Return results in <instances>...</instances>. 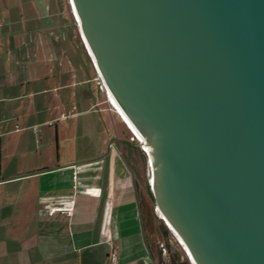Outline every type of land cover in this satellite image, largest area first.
Segmentation results:
<instances>
[{
  "label": "water",
  "instance_id": "water-1",
  "mask_svg": "<svg viewBox=\"0 0 264 264\" xmlns=\"http://www.w3.org/2000/svg\"><path fill=\"white\" fill-rule=\"evenodd\" d=\"M68 3L190 264H264V0Z\"/></svg>",
  "mask_w": 264,
  "mask_h": 264
},
{
  "label": "crops",
  "instance_id": "crops-1",
  "mask_svg": "<svg viewBox=\"0 0 264 264\" xmlns=\"http://www.w3.org/2000/svg\"><path fill=\"white\" fill-rule=\"evenodd\" d=\"M81 50L99 93L71 110L61 92L85 79L64 83V69ZM112 105L68 0H0V264H172L147 180L127 168L121 143L89 151L85 124L63 123L93 108L126 122Z\"/></svg>",
  "mask_w": 264,
  "mask_h": 264
},
{
  "label": "rangeland",
  "instance_id": "rangeland-1",
  "mask_svg": "<svg viewBox=\"0 0 264 264\" xmlns=\"http://www.w3.org/2000/svg\"><path fill=\"white\" fill-rule=\"evenodd\" d=\"M29 7V6H26ZM15 15H20V11L18 9H16L15 7ZM4 19V18H3ZM23 22H25V20L20 21V23L23 24ZM4 23H7V19H4ZM76 43V42H74ZM63 47L64 50L68 49L69 46H67V44L64 42L63 43ZM82 52V50H81ZM82 56L80 57L81 53L75 51V53H71L69 52V56H68V67L66 66V68L64 69L65 71H67V69H69V73L68 74H64L63 75V82L65 83V81L67 80V78H69V82H77L78 80L81 79H85V83H79L75 86H71L69 89L64 90L63 92H61V95H63L64 97H67V95H69L70 97V109L72 110L73 108V104H74V110H86L89 106L92 105L91 102V96L94 95L95 98L98 97V83H95V81L91 78L90 81H87V73H89L90 76H93L92 71H91V66L88 63V59L85 57L84 53L82 52ZM84 62V63H82ZM67 65V64H66ZM77 69L82 70L81 73L82 74V78L81 76H79V78L77 77ZM87 72V73H86ZM69 76V77H68ZM56 77V75H55ZM50 83V81L48 82ZM55 84H50L48 85L49 87L54 86ZM58 93H55L54 95H57ZM67 94V95H66ZM60 95V96H61ZM82 95V96H81ZM65 99V98H64ZM79 103V105H78ZM93 111H89L87 113V115L83 118H76V117H68V119L64 120V125L68 126L69 128H73V127H77L78 125H81L82 123L85 124L86 129H88L86 131V133L84 134V137H80L79 139V145L81 147H85V149L87 150H91V148H89L91 146V144L94 145V147L99 150V148H101V146L103 147L104 150L108 149V145L110 144V142H113L114 144L117 143V141H125L127 143H131L133 142L134 144H136L137 140L139 139V137L137 136V134L135 133V131L132 129L131 125L127 122H120L122 116H119L120 120L113 116V120H111L108 115L104 112H100L99 110H101L100 108H93ZM77 112V111H76ZM60 123V124H63ZM107 125V129H109L110 134L107 133L104 129H105V125ZM128 131H127V130ZM115 135H117V139L115 138ZM130 136H132L133 138L131 139ZM68 140H70L71 144H74L75 141L77 140L76 138V134L75 133H70ZM140 140V139H139ZM130 141V142H129ZM121 143V152L122 155L124 157V160L127 164V168L131 170V172L133 173V175H140V180L146 179V174H145V168H144V161L140 152V149L142 147H137V148H133L131 149V147H128V144L124 143V142H120ZM112 150V149H111ZM87 174V173H86ZM142 177V178H141ZM151 189V188H150ZM152 195V194H151ZM140 202V199H139ZM148 203L151 206H153L154 204V199L153 197H149ZM162 223V222H161ZM160 230L165 231V233L162 235L160 233V230L157 229L159 232V239L164 241V244L167 247V251L169 256L173 255L175 258L174 260H177L178 264H190V262L188 261V259L186 258V255L184 253V250L182 249V247H180V245L178 244L175 236L169 232V230L164 226V224H159L158 227ZM164 229V230H163ZM172 262V261H171ZM172 264H174L172 262Z\"/></svg>",
  "mask_w": 264,
  "mask_h": 264
},
{
  "label": "bare ground",
  "instance_id": "bare-ground-1",
  "mask_svg": "<svg viewBox=\"0 0 264 264\" xmlns=\"http://www.w3.org/2000/svg\"><path fill=\"white\" fill-rule=\"evenodd\" d=\"M78 20V19H77ZM79 21V20H78ZM83 40V39H82ZM84 42V45H85V48H86V50H87V52H88V54H89V57L91 58V60H92V55H91V53H90V51H89V49H88V46H87V44H86V42L85 41H83ZM93 65H94V67H95V64L93 63ZM105 90V89H104ZM106 92H107V94L109 95V97H110V99L112 100V102L116 105V103L114 102V100L111 98V96H110V94L108 93V91L107 90H105ZM108 101H110V100H108ZM112 104V103H111ZM117 107V108H116ZM116 107L115 106H113L112 105V108L114 109V111L117 113V114H119L120 115V113L123 115V113L121 112V110L119 109V107L116 105ZM120 111V113H119V111ZM121 116V115H120ZM123 117L126 119V117L123 115ZM126 121L129 123V121L126 119ZM130 124V123H129ZM131 125V124H130ZM132 127V126H131ZM132 129L134 130V128L132 127ZM135 131V130H134ZM135 133L137 134V136L139 137V141H141L142 143H144V141H143V139L139 136V134L135 131ZM160 217V216H159ZM163 222V221H162ZM164 224V223H163Z\"/></svg>",
  "mask_w": 264,
  "mask_h": 264
},
{
  "label": "flooded vegetation",
  "instance_id": "flooded-vegetation-1",
  "mask_svg": "<svg viewBox=\"0 0 264 264\" xmlns=\"http://www.w3.org/2000/svg\"><path fill=\"white\" fill-rule=\"evenodd\" d=\"M170 232V231H169ZM171 233V232H170ZM181 247V246H180ZM167 254H168V251H167ZM169 255V254H168ZM170 258H171V260H173L172 262L174 263V264H178V262H177V260H174V256L173 255H171L170 256ZM187 258V257H186Z\"/></svg>",
  "mask_w": 264,
  "mask_h": 264
},
{
  "label": "trees",
  "instance_id": "trees-1",
  "mask_svg": "<svg viewBox=\"0 0 264 264\" xmlns=\"http://www.w3.org/2000/svg\"><path fill=\"white\" fill-rule=\"evenodd\" d=\"M127 130V129H126ZM128 131V130H127ZM137 142V141H136ZM150 196L152 197V195L150 194Z\"/></svg>",
  "mask_w": 264,
  "mask_h": 264
}]
</instances>
